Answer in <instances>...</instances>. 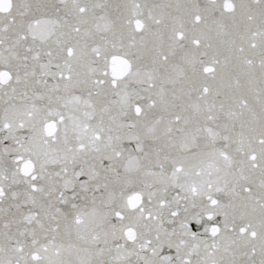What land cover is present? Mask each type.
Returning a JSON list of instances; mask_svg holds the SVG:
<instances>
[{"label":"snow or ice","instance_id":"1","mask_svg":"<svg viewBox=\"0 0 264 264\" xmlns=\"http://www.w3.org/2000/svg\"><path fill=\"white\" fill-rule=\"evenodd\" d=\"M0 264H264V0H0Z\"/></svg>","mask_w":264,"mask_h":264}]
</instances>
